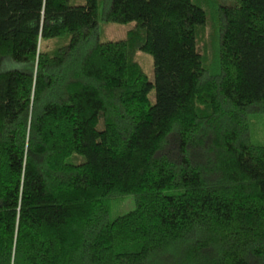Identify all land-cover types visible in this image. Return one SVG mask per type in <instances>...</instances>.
<instances>
[{"label": "trees", "instance_id": "1", "mask_svg": "<svg viewBox=\"0 0 264 264\" xmlns=\"http://www.w3.org/2000/svg\"><path fill=\"white\" fill-rule=\"evenodd\" d=\"M262 131L264 0H0V264H264Z\"/></svg>", "mask_w": 264, "mask_h": 264}, {"label": "rangeland", "instance_id": "2", "mask_svg": "<svg viewBox=\"0 0 264 264\" xmlns=\"http://www.w3.org/2000/svg\"><path fill=\"white\" fill-rule=\"evenodd\" d=\"M135 26L134 21H129L126 23H107L102 26L101 32V41H108V40H118L124 38L126 33L131 30ZM137 59L140 63H142L143 69L148 76L150 81L153 80V59L149 53L144 51H139L137 54ZM149 98L151 101H154V89L152 88L149 92ZM255 130L260 132L262 127L261 119H257L255 121ZM253 127V133H254ZM261 133V132H260ZM253 142L258 145L264 144V134L262 131V136H256L255 134L252 135ZM135 207L133 196L132 195H125L123 197H118L112 200L110 214L111 217H116L118 215L125 214L126 212L132 210Z\"/></svg>", "mask_w": 264, "mask_h": 264}]
</instances>
